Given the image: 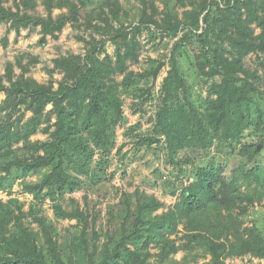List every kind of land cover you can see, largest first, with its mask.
Returning a JSON list of instances; mask_svg holds the SVG:
<instances>
[{
  "label": "trees",
  "instance_id": "16d2710c",
  "mask_svg": "<svg viewBox=\"0 0 264 264\" xmlns=\"http://www.w3.org/2000/svg\"><path fill=\"white\" fill-rule=\"evenodd\" d=\"M7 1L0 0V28L10 24L17 33L40 28L39 43L45 46L49 37L58 39L73 24L83 33L77 38L86 53L53 61L49 74L63 75L57 88L28 76L40 62L31 54L8 61L0 78V97L5 95L0 103V192L12 193L18 183L33 196L27 212L18 198L0 201V264L263 260L264 108L259 97H264V78L245 68V58L256 55L264 69V0H202L203 5L189 0L205 14L204 26L197 18L192 28L171 10V0H165L162 17L155 10L141 12V7L140 13L126 17L125 0H15L13 7ZM40 6L46 15L38 13ZM56 10L61 14L54 16ZM253 25L261 29L259 34ZM144 31L178 40L152 132L145 134L136 125L126 137L138 148H152L163 139L167 163L178 168L212 157L195 168L192 181L178 187V202L162 212L165 203L139 187L115 189L114 175L107 171L117 128L127 120L123 95L142 81L156 80L167 65L150 59L152 65L143 72L129 70V62L139 61L138 35ZM191 34L203 56L207 85L199 107L190 98L178 61ZM108 41L116 45L115 59L105 49ZM135 94L141 103L155 98L150 87ZM27 113L31 117L26 119ZM40 133L48 139L34 141ZM248 137L260 138L263 149L245 141ZM126 146L117 152L122 154ZM223 149L230 151L231 160L217 163L210 155ZM87 185L97 200L88 194L83 202L71 197ZM47 199L54 220L44 213ZM64 220L76 224L60 228ZM180 252L185 254L178 260Z\"/></svg>",
  "mask_w": 264,
  "mask_h": 264
},
{
  "label": "rangeland",
  "instance_id": "374dc122",
  "mask_svg": "<svg viewBox=\"0 0 264 264\" xmlns=\"http://www.w3.org/2000/svg\"><path fill=\"white\" fill-rule=\"evenodd\" d=\"M133 1L137 5L134 4ZM133 1H124L125 6L127 7V10L124 12L126 17H129V13H140L138 10L139 7H141V12L142 8H146L148 13L155 10L159 13L158 17H162L161 14H164L165 4L167 3L165 0H155L154 4L149 3L153 2V0H145V2H142L143 0ZM197 1L199 4L203 5V2H201L202 0ZM258 1L260 2L263 0ZM14 4L15 0H8L6 3L7 6L11 7H13ZM170 7L179 19H186L190 22V28L196 26V23L198 22L197 18H200V24L204 26L202 18L205 14H203L201 10L194 9L189 0H171ZM61 12L62 11L60 10L54 11V16H58ZM38 13L46 15L45 8L40 6L38 8ZM252 28L255 30L256 34L261 32V29L257 25H253ZM39 31L40 28L33 30L21 29V31L17 33L11 28L10 24H5L0 28V78H2L5 74V68L8 61L15 62L16 56L20 54H31L34 57H39L40 62L32 66L31 73H29L28 76H32L42 84L52 82L57 88L59 82L63 78V75L59 72H56L53 76L49 74V70L54 68L53 61L56 58L68 55L69 53L82 55H85L86 53L85 43L77 38V36L83 35V33L78 31L73 24H68L63 29V32L60 34L58 39H52L49 37L48 43L45 46H42L39 43L41 38ZM182 34L183 33H181L178 37L182 36ZM85 37H87L86 34ZM138 39L141 43L139 51L140 58L137 63L129 62V70L143 72L145 69L149 68L150 65H152L149 62L150 59L163 60L167 65L161 71L156 80L142 81L134 85L129 93L123 95L124 112L127 120L123 126L117 128L116 146L113 148L109 157L110 166L107 171L108 175H114L111 185L115 189L118 188L121 191L128 190L130 192L136 187H139L145 190L148 194L157 197L165 203V208L160 211L162 212L170 207H173L178 202L181 195V190L178 189V187L182 184L186 185L192 181L191 175H193L195 168L200 165H205L207 161L212 160V157H206L205 160L202 159L193 164L178 168L167 163L166 146L163 139H161V144H154L152 148H148L147 146H141L138 148L133 146V139L126 137V132L129 127L136 125H140L141 132L145 134H150L152 132L155 124V114L161 105L162 83L164 78L167 76V72L171 68V63L169 62L171 50L174 43L178 40V38L171 39L167 36L161 35V33L151 35L147 31L139 34ZM5 40L8 41L7 44L4 43ZM105 49L107 53L115 59L116 45L114 42L108 41ZM178 61L180 72L187 82V89L190 98L197 104V107H199L203 104L204 99L207 97V85L204 82L201 71L203 56L198 43L195 41L194 34L190 35V41L186 43L184 50H182L178 55ZM245 68L252 72L259 71V75L264 78V69L256 55L250 54L245 58ZM16 72L17 74H20V70L18 68H16ZM121 79L122 77H119V81H121ZM261 82L264 83L263 81ZM149 87L152 89V93L155 95V98L141 103L135 93L139 92V89ZM4 99L5 95L2 94L0 97V103ZM259 99L261 106L264 108V97H259ZM48 109L50 110L51 107L49 106ZM29 117H31V113H27L26 119ZM53 120L55 121L54 118ZM32 139L34 141H45L48 139V136L40 133L33 136ZM245 141H251L254 144H259L258 149H263V146L260 144V138L258 137H248ZM123 144H126L127 146L124 148L122 154H120L117 150ZM213 151V155L210 156H214L217 163L230 162L231 157L229 156L230 151L228 149H223L221 152H217L215 150ZM123 154H126V156H123ZM99 157L100 153L98 152L95 159L97 160ZM35 179L36 178H29V180ZM85 194H88L90 198L95 200L99 198L91 191L89 185L77 191L71 197L83 202ZM11 198H18L20 201L25 202L26 205L24 207V211H29L30 205L33 201V196L25 193L20 184L17 183L10 194L2 191L0 192V201L7 202ZM114 201H118V199H115ZM51 205L52 202L47 199L44 205V213L54 220ZM59 223V227L63 229L76 224L74 220H64ZM33 226L36 228V224ZM180 229L182 230V227ZM181 234H179V236H181ZM176 238V236H172V239ZM26 241L29 240L26 239ZM178 243H180V240H178ZM184 254V252H180L176 256L177 259H182ZM227 262L229 264H264V259L258 260L253 257H246L244 259L233 258L228 259Z\"/></svg>",
  "mask_w": 264,
  "mask_h": 264
},
{
  "label": "crops",
  "instance_id": "0c3cea01",
  "mask_svg": "<svg viewBox=\"0 0 264 264\" xmlns=\"http://www.w3.org/2000/svg\"><path fill=\"white\" fill-rule=\"evenodd\" d=\"M51 107V106H50Z\"/></svg>",
  "mask_w": 264,
  "mask_h": 264
}]
</instances>
